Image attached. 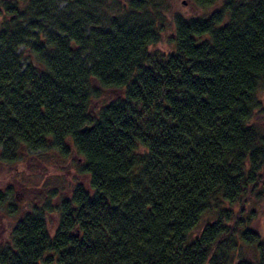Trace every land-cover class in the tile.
Here are the masks:
<instances>
[{"label":"trees","instance_id":"trees-1","mask_svg":"<svg viewBox=\"0 0 264 264\" xmlns=\"http://www.w3.org/2000/svg\"><path fill=\"white\" fill-rule=\"evenodd\" d=\"M57 2L0 0V163L82 162L63 194L33 196L0 264H264L249 206L264 198V0L174 15L168 53L148 50L166 0Z\"/></svg>","mask_w":264,"mask_h":264},{"label":"rangeland","instance_id":"rangeland-1","mask_svg":"<svg viewBox=\"0 0 264 264\" xmlns=\"http://www.w3.org/2000/svg\"><path fill=\"white\" fill-rule=\"evenodd\" d=\"M222 1L218 0L208 9H200L193 7L189 0H166L168 8L163 14L164 24L160 39L157 43L149 46L148 50H159L164 53L172 51L174 15L202 16L218 7ZM57 5L62 8L66 2L58 0ZM117 95H119L118 91L103 90L101 100L106 103ZM98 103L96 100L92 101L95 107ZM252 123L256 127L264 128V89L258 93V108L252 115ZM81 162L82 159L74 151H71L68 157H62L52 154L49 150L41 153H22L15 162L0 163V249L8 243L15 222L33 201V196L46 192L49 187L61 188L59 192L63 194L67 182L72 179L71 174L74 168ZM262 179L264 183V178ZM249 206L251 210H254L251 214V227L264 241V198L259 201H249ZM12 210L14 212H11ZM206 219L192 232L193 236L201 232ZM240 256L254 262L256 250L252 246L244 245Z\"/></svg>","mask_w":264,"mask_h":264},{"label":"water","instance_id":"water-1","mask_svg":"<svg viewBox=\"0 0 264 264\" xmlns=\"http://www.w3.org/2000/svg\"><path fill=\"white\" fill-rule=\"evenodd\" d=\"M91 126H84L83 128H81V131H86V130H90Z\"/></svg>","mask_w":264,"mask_h":264}]
</instances>
